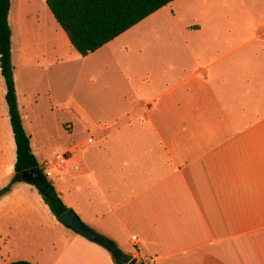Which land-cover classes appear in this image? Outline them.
Returning a JSON list of instances; mask_svg holds the SVG:
<instances>
[{
	"label": "crops",
	"instance_id": "1",
	"mask_svg": "<svg viewBox=\"0 0 264 264\" xmlns=\"http://www.w3.org/2000/svg\"><path fill=\"white\" fill-rule=\"evenodd\" d=\"M33 25L35 19L29 30ZM57 27L60 44L53 65L69 61L75 49ZM247 31L252 37L239 45L235 30L227 29L223 37L216 27L194 25L183 42L160 44L164 46L156 48L149 62L137 56L118 59L117 96L107 88L104 108L119 115L90 135V156L77 153L81 169H67L73 176H88L87 205L80 203V184L69 201L64 198L71 189L58 193L88 226L137 264H264V29ZM25 39L20 43L30 72L28 86L21 89L14 76L32 146L26 120L40 108L32 72L44 69L52 48ZM256 42V50L238 55ZM144 48L141 44L134 50L141 54ZM5 109L0 108V160L10 152ZM118 122L122 124L116 127ZM95 137L103 141L101 148H95ZM55 156L41 160L36 155L40 165ZM58 171L53 180L60 176L61 182L65 177ZM4 205L0 203V219ZM41 239L23 260L116 264L110 250L73 230ZM5 249L11 252L9 246Z\"/></svg>",
	"mask_w": 264,
	"mask_h": 264
},
{
	"label": "rangeland",
	"instance_id": "2",
	"mask_svg": "<svg viewBox=\"0 0 264 264\" xmlns=\"http://www.w3.org/2000/svg\"><path fill=\"white\" fill-rule=\"evenodd\" d=\"M33 1H25L20 10L16 8L17 0H12L10 24L13 32L14 72L21 89L28 86L30 72L24 67L26 55L20 41L26 38L28 42L33 38L37 43L50 45L52 48L47 55L49 61L43 64L44 69L32 72L35 90L39 93L40 108L31 112L29 120H26L28 131L33 134V150L41 160L45 157L51 159L57 153L80 143L112 121L113 116L118 117L117 111L110 112L108 108H104V91L111 88L117 96L120 81L118 59L121 56L142 57L149 62L152 53L158 50L156 48L164 46L160 44L183 42L189 36L188 27L194 25L216 27V30L223 32V37L227 29L235 30L238 32L239 45H244L252 37L247 31L248 27L264 29V0H173L96 52L82 56L74 49L69 61L53 65L56 60L55 49L60 44L55 26H58L57 30L63 29L56 25L57 21L51 17L52 13L47 8L46 0H40V7L45 13L35 16V25L30 30L26 29L29 31L24 36L22 12L23 17L31 18L32 13L27 14L25 7L27 2L31 4ZM141 44L145 48L138 54L135 51L139 50L138 46ZM258 46L257 42L249 44L243 47L238 55L249 54ZM5 83L0 71V108H6L8 112ZM120 124L122 122H118L116 127ZM7 126L10 152L5 159L0 160V189L11 183L16 162V146L9 120ZM102 145L100 137H95V148H101ZM87 147L88 145L80 149L85 159L92 152H87ZM58 172L67 179L62 178L60 182V176L54 181L53 177H47L44 173L43 175L54 184L57 192L63 188L71 189L64 201H69L76 195L74 187L80 184L83 187L80 203L86 206L88 176H73V172L67 169ZM56 175L58 176V173ZM13 187L16 188L14 192L0 198V203L6 206L0 219V264L22 260L27 251L36 249V244L44 239H41L42 237L54 238L64 228L72 230L55 221L37 186L22 181ZM6 245L11 248L9 254L5 251Z\"/></svg>",
	"mask_w": 264,
	"mask_h": 264
},
{
	"label": "trees",
	"instance_id": "3",
	"mask_svg": "<svg viewBox=\"0 0 264 264\" xmlns=\"http://www.w3.org/2000/svg\"><path fill=\"white\" fill-rule=\"evenodd\" d=\"M173 0H46L57 22L67 33L74 48L88 56L116 39L151 14ZM11 0H0V68L6 82V102L16 144V162L11 183L0 189V198L12 191L14 184L28 180L32 170L40 167L33 152L30 136L20 111L14 65L12 59ZM42 173L37 188L53 215L59 217L70 209L57 192L54 184ZM116 245V244H115ZM116 264H127L133 257L116 245L110 251ZM5 264H34L29 260H16Z\"/></svg>",
	"mask_w": 264,
	"mask_h": 264
},
{
	"label": "water",
	"instance_id": "4",
	"mask_svg": "<svg viewBox=\"0 0 264 264\" xmlns=\"http://www.w3.org/2000/svg\"><path fill=\"white\" fill-rule=\"evenodd\" d=\"M28 180H33V184L37 186L38 181L42 180L40 167H35L32 170V174L28 177ZM58 220L78 234H81L84 237L103 245L108 250L113 251L116 249V245L112 240L105 238L104 236L97 233L94 229L89 227L73 208L68 209L59 217ZM127 264H137V260L132 259Z\"/></svg>",
	"mask_w": 264,
	"mask_h": 264
},
{
	"label": "built area",
	"instance_id": "5",
	"mask_svg": "<svg viewBox=\"0 0 264 264\" xmlns=\"http://www.w3.org/2000/svg\"><path fill=\"white\" fill-rule=\"evenodd\" d=\"M94 142V136H89L85 142L79 143L75 145L71 150L67 152L57 153L53 162L45 161L40 165L41 171L45 174L47 177H54V170H63V169H72L74 171H79L81 169V166L78 162L77 153L80 151L82 147H84L87 144H91ZM133 241L136 246H138L139 238L134 235Z\"/></svg>",
	"mask_w": 264,
	"mask_h": 264
},
{
	"label": "bare ground",
	"instance_id": "6",
	"mask_svg": "<svg viewBox=\"0 0 264 264\" xmlns=\"http://www.w3.org/2000/svg\"><path fill=\"white\" fill-rule=\"evenodd\" d=\"M25 1H28V0H17V5H16V8L20 9L21 10V5L23 3H26ZM40 3L41 1L40 0H34L31 4H29V2H27V7H25V11L27 12V14H31L32 17H28V16H24L23 12H22V18H23V21H22V25H23V32L25 31V29H29V24L32 23V20L35 19V16L38 15L39 13H45V10L44 9H41L40 7ZM20 6V7H19ZM23 7V6H22ZM45 16V15H43ZM25 25V27H24ZM26 33L28 32L25 31Z\"/></svg>",
	"mask_w": 264,
	"mask_h": 264
}]
</instances>
